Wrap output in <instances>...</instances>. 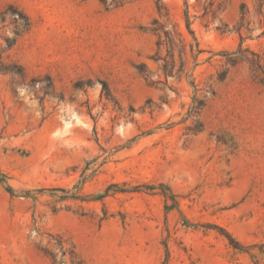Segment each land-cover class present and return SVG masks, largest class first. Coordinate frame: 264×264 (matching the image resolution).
<instances>
[{"label":"rangeland","instance_id":"1","mask_svg":"<svg viewBox=\"0 0 264 264\" xmlns=\"http://www.w3.org/2000/svg\"><path fill=\"white\" fill-rule=\"evenodd\" d=\"M159 5L0 0V264H264V10Z\"/></svg>","mask_w":264,"mask_h":264},{"label":"trees","instance_id":"2","mask_svg":"<svg viewBox=\"0 0 264 264\" xmlns=\"http://www.w3.org/2000/svg\"><path fill=\"white\" fill-rule=\"evenodd\" d=\"M83 1H85V0H83ZM98 1L106 10L121 7L125 3V0H110V1L109 0H98ZM160 1L161 0H156L157 7H158L159 11L164 9L162 6L159 5ZM259 1H260V5L258 7V14L262 15L263 10H264L263 0H259ZM241 8L243 10L246 8V6L242 5ZM16 14L18 15L19 19L21 20L23 27H22L21 31H18L17 33H15V37L13 39H5V42H6L8 48L12 47L16 42V38L21 36L30 27L29 18L22 11H19ZM242 14L244 15L243 12H242ZM153 24L156 27L152 30V32L159 38L158 46L159 47L164 46L167 48V51L171 54L170 55L171 60H173V54L172 53L174 51V48L176 47V45H175L176 39H178V41L182 44L181 49L185 50L186 44L184 43V39L180 33H178L175 30L166 29L165 27L160 25L157 20H155L153 22ZM240 28H241V25L239 26V29ZM186 30L192 37H194L193 32L190 29V24L188 22V19H186ZM189 48H190V53H193L194 52L193 46L189 45ZM241 52H242L241 49H239L236 53L229 55L230 59L228 62L231 64V66L236 65L239 61H244L241 57ZM196 54L199 55L200 50H196ZM233 56H235V57H233ZM173 62L174 61H171V64H172L171 65L168 61H165L163 68H164V71L166 72V74H169V75L172 74L173 68H174ZM246 62H248V64H250L251 68H253L255 70V72H259L257 75V77L259 78L258 80L264 86V61H263V63H261V60L259 59L255 63L254 62L251 63L247 60H246ZM183 67H184V62H182L181 70H179V72L182 73ZM8 68H10V69H7V70L0 69V71L13 72L11 70L15 69V70H17L18 73L22 72L21 67L14 65V64L9 65ZM168 68L169 69L171 68V70L168 71ZM202 105L203 104L201 102H199V107H197L196 110H199ZM0 182L4 183V180L0 179ZM5 190L10 195L14 194L13 189L9 186H6ZM227 238L229 239L230 244L235 249L241 248L240 245L236 241H234L230 237H227ZM54 249H55L54 251L48 250V249H45L43 251L44 254L47 255L51 259L52 264H66V262H67L66 259L69 261L70 264H82V262L78 259L77 255L75 253L74 247L73 246L65 247V245L61 239L56 240V245H55Z\"/></svg>","mask_w":264,"mask_h":264}]
</instances>
